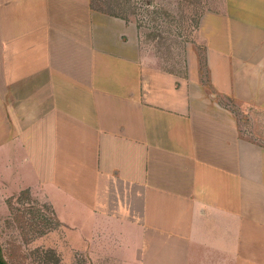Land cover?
<instances>
[{"label":"crops","instance_id":"obj_1","mask_svg":"<svg viewBox=\"0 0 264 264\" xmlns=\"http://www.w3.org/2000/svg\"><path fill=\"white\" fill-rule=\"evenodd\" d=\"M90 4L0 0V165L22 164L93 221L101 214L97 228H131V259L90 228L91 259L264 264V135L242 136L235 114L206 98L196 54L173 75L135 23ZM225 6L199 23L209 83L264 115V0Z\"/></svg>","mask_w":264,"mask_h":264},{"label":"rangeland","instance_id":"obj_2","mask_svg":"<svg viewBox=\"0 0 264 264\" xmlns=\"http://www.w3.org/2000/svg\"><path fill=\"white\" fill-rule=\"evenodd\" d=\"M225 3L226 0H93L94 7L122 15H130V10L137 8L135 11L143 20L139 23L141 28L135 24L144 49L155 54L160 68L173 75L184 76L188 67L187 54L191 64L196 54L198 77L206 98L215 95V102L222 110L235 114L242 136L259 142L260 135H264V115L259 109L245 108L215 92L209 83L208 67L206 65L205 69L202 65L207 62V57L206 42L200 33V19L208 12L225 13ZM151 18L156 22H150ZM19 167L24 169V180L17 178V175L20 177L16 173ZM26 169L22 164L0 165V182L8 185L5 191H0V244L10 264H116L102 261L99 256L95 260L90 258L84 238L91 232L90 228L99 232L101 239L107 233L102 240L107 251H115L119 256L125 253L131 259L132 248L127 251L122 242L124 237V241L132 242L131 228H124L122 223L110 225V228L109 220L108 229L97 228L101 214H97L93 221L86 208L73 198L55 192L47 184L40 187ZM19 187H30L32 191L16 192ZM109 198L115 204L114 198ZM118 201V207L120 204L126 206L125 201ZM128 215L133 214L130 212ZM58 216L68 221V227L76 224L77 231L63 226Z\"/></svg>","mask_w":264,"mask_h":264},{"label":"trees","instance_id":"obj_3","mask_svg":"<svg viewBox=\"0 0 264 264\" xmlns=\"http://www.w3.org/2000/svg\"><path fill=\"white\" fill-rule=\"evenodd\" d=\"M90 5H91V8L94 10V11H97V12H100V13H103V14H106V15H109V16H112V17H116V18H120V19H123V20H125V21H131V22H134V23H137V25H138V29L139 28H141V25H139V23H141L142 22V18H140L139 16L140 15H138L137 13H136V9L137 8H134L133 10H130L131 12H130V15H122V14H117V13H115L114 11H110V9L108 10V9H106V10H104V9H98V8H96V7H94V5H93V0H90ZM149 4V3H148ZM126 5V4H125ZM147 14H149V13H147ZM136 16H138L139 18H137ZM199 18V17H198ZM131 19H133V21L131 20ZM150 22H156L153 18H151L150 19ZM148 23H149V21H148ZM149 24H152V23H149ZM197 24H198V19H197ZM147 27V26H146ZM148 28V27H147ZM191 31H192V29H191ZM182 35V34H181ZM202 65H203V67L206 69V63L204 62V63H202ZM0 264H10L8 261H7V259L5 258V256H4V254H3V249H2V246H1V244H0Z\"/></svg>","mask_w":264,"mask_h":264}]
</instances>
